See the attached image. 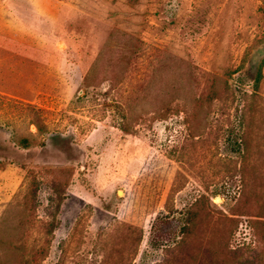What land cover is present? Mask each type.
I'll list each match as a JSON object with an SVG mask.
<instances>
[{"label":"rangeland","instance_id":"rangeland-1","mask_svg":"<svg viewBox=\"0 0 264 264\" xmlns=\"http://www.w3.org/2000/svg\"><path fill=\"white\" fill-rule=\"evenodd\" d=\"M263 47L264 0H0V264H264Z\"/></svg>","mask_w":264,"mask_h":264},{"label":"trees","instance_id":"trees-1","mask_svg":"<svg viewBox=\"0 0 264 264\" xmlns=\"http://www.w3.org/2000/svg\"><path fill=\"white\" fill-rule=\"evenodd\" d=\"M261 79H262V72H261V70H260V72L258 73V75H257V77H256V85H259V83H260V81H261ZM202 97V96H201ZM199 98V100L197 101V105H200L201 104V99H202V102H204V97L203 98ZM30 107L31 108H34V105H30ZM36 126L38 127V131H40L41 130V126L39 125V124H37L36 123ZM24 140H26V139H24Z\"/></svg>","mask_w":264,"mask_h":264},{"label":"water","instance_id":"water-1","mask_svg":"<svg viewBox=\"0 0 264 264\" xmlns=\"http://www.w3.org/2000/svg\"><path fill=\"white\" fill-rule=\"evenodd\" d=\"M262 50H264V47H263V49Z\"/></svg>","mask_w":264,"mask_h":264}]
</instances>
